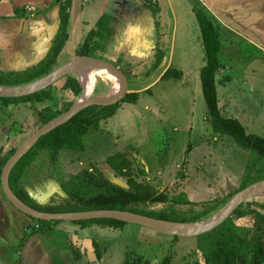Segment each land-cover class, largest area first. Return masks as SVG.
Instances as JSON below:
<instances>
[{
	"label": "rangeland",
	"instance_id": "1",
	"mask_svg": "<svg viewBox=\"0 0 264 264\" xmlns=\"http://www.w3.org/2000/svg\"><path fill=\"white\" fill-rule=\"evenodd\" d=\"M10 1L21 2L22 0ZM93 1L80 0L83 10L79 14L72 9L71 16H69L68 33L75 32L74 36L76 37L74 39L71 38L73 36L68 37L57 57L56 66L76 56L79 44L84 40L89 30L95 28L93 25L99 18L98 16L101 13L110 14L109 12L114 9L108 0H100L101 3L98 6ZM187 1L190 4L194 0ZM141 2L144 5L143 1ZM183 2L184 0L178 5L173 3V6H170L169 2L168 6H165L164 3L162 12L158 16L162 25L157 27L158 30L155 27L154 40L155 45H158L152 51L150 59L153 60L159 55L157 50L159 46L162 50L160 51L162 62L165 60L166 66L160 65L155 68L152 66V60L143 62L136 56L131 59L129 53L122 55V63L111 59L109 55L114 51L109 46L112 38L115 37V28L108 44L103 45L104 51L103 48L96 51L97 56L114 62L124 70L129 88L139 92V96L136 102L121 101L113 115L101 120L82 136L83 149L74 154L88 162V167H86L87 164H84L78 169L91 167L99 169L97 161L102 162V159L110 153L124 148H129V152L134 150L137 155L135 154V159L131 160L132 166L133 163L135 165V162L139 163L138 160L141 159L146 165L145 169L149 168L150 171L147 173L150 176L152 174L159 175L155 170L156 168L160 170L163 167L166 174L169 175L165 179L173 177V180L168 183V187L161 186L156 179H153V176L150 177V181H153L156 188L160 190L166 188L170 202L177 203L173 206L182 209L185 206L183 204L186 203L191 204V207H198L201 204L197 208L199 209L202 204L204 207H208V204L216 198H222L231 193L237 187L236 185L264 178V157H258L254 151L239 146L229 135L214 131L206 121V106L199 77V71L205 63L202 36L198 26L199 22ZM47 3L44 1L40 3L39 7L32 4L33 9L28 11L34 12L36 9L46 6ZM149 6L151 21L156 16L157 9L161 10V7L157 8L150 4ZM5 10L6 8H0V15L4 14ZM49 16L44 17L46 21H49ZM113 22L114 20L112 25H114ZM225 32L219 33L221 46L218 56L221 67L215 74L219 111L223 116L237 118L248 133L264 137V47L263 51H260V48H254L242 37ZM1 34L0 56L6 49L4 46L5 40H7ZM260 37H264V23L256 39L259 40ZM9 38L12 40L11 47L21 50V54H23L22 59H19L22 66L35 60V58H27L28 54H24L25 39ZM123 48L125 49V46ZM165 55L166 59H164ZM12 61L11 59L12 67L17 68L19 64ZM128 63L133 64L132 70L128 67ZM181 64H185L187 69L184 76L182 75L179 79L161 78L167 67L181 66ZM225 75L228 78H224ZM62 83L63 79L58 80L57 87ZM114 83L113 77L98 73L94 75V81L88 88L86 96L109 95L113 90ZM31 120L32 110L29 103L6 105L0 101V144L5 142L6 146L7 141L12 140L10 143L16 147L32 128ZM74 158L71 152H63L57 159L51 161L49 151L42 149L29 160L30 162L27 164L31 165H26L27 168L26 166L24 168H26L29 177L48 174L59 181L63 180L64 170L69 168V162ZM248 160L254 162V165L251 166L248 176L245 178ZM103 168L106 167L103 166ZM134 173H137V168L134 169ZM138 175V179L144 178V176ZM118 178L121 181L125 180ZM162 179L164 178L162 177L159 182ZM0 194L5 195L1 180ZM260 194L262 195L255 196L253 199L264 200L263 193ZM3 199L9 204L6 198ZM11 205L10 207H12ZM19 213L17 212V215ZM20 214L25 219L38 223L36 228H39L41 224L39 230L53 228V225L55 228L62 229L63 231L52 230L50 232L55 237L54 242L60 247L67 245L66 232H68L75 247L83 252L85 250L81 247H90L89 236L94 232L100 231L102 232L100 236L106 238L105 232L110 231L112 239L108 244H111V263L107 253L104 264H115L121 252L127 253L124 254L125 259L137 258L140 264H161L165 258H169L170 264H180L185 258L184 256L195 247V243H193L195 237L193 236L175 237L129 222L120 227L87 226L80 228L70 220H42L39 223L25 213L21 212ZM23 219L10 218L9 224L1 231L0 241L4 243L3 245L8 251L14 247L18 248L20 239L23 238L22 233L27 232L26 229L29 228V225L22 227ZM71 228H76L77 231H65ZM195 258L196 255L193 256V259Z\"/></svg>",
	"mask_w": 264,
	"mask_h": 264
},
{
	"label": "trees",
	"instance_id": "2",
	"mask_svg": "<svg viewBox=\"0 0 264 264\" xmlns=\"http://www.w3.org/2000/svg\"><path fill=\"white\" fill-rule=\"evenodd\" d=\"M70 1L52 0L46 9L58 5L56 7L58 24L56 23L57 28L46 54L36 63L24 69H0V85L14 86L27 83L44 76L56 67L57 57L68 39ZM24 10V7H16L12 16H23ZM194 12L199 22L205 54V63L199 71V77L206 106L207 121L214 131L229 135L239 146L254 151L258 157H264V137L248 133L239 120L234 117H225L219 111L215 74L221 67L218 56L221 44L217 23L213 22L208 12L201 8H194ZM113 20L114 17L108 13L100 15L95 28L90 29L79 44L76 55L103 58L97 56L96 51L99 48H103L104 51L103 45L108 44L112 38L114 34V28L111 25ZM157 50L159 55L153 60L151 59L152 66L155 68H158L163 60L160 48L158 47ZM119 61L122 62V58L116 60V62ZM128 67L132 70L133 64L128 63ZM119 69L124 73L123 69L120 67ZM181 75L182 72L179 69L169 66L161 78L179 79ZM224 78H228V76H224ZM61 79H63L61 86L57 87L55 82L38 92L20 97H0V101L6 105L29 103L32 110V128L28 132L30 134L48 120L66 111L80 96L82 87L75 75L68 74ZM138 96L139 92L134 91L110 105L87 106L63 124L42 135L11 169L9 174L11 190L29 206L43 211L122 209L169 221L195 222L211 216L235 192L252 183L250 181L246 184L243 182L237 185L231 193L225 197L216 198L208 204V207H204L202 204V207L197 209L201 204L198 207H191V204L186 203L180 209L173 206L177 205L176 202H170L166 188L160 190L147 178L138 179L134 177L135 168L132 166L130 157H128L129 154L117 151L108 155L105 161L116 177L125 179L124 185L115 183L103 171L91 167L71 174L60 183L65 194L64 201L67 203L65 206H41L28 196L21 186L24 167L29 165L27 163L39 153V150L47 149L51 161L57 159L59 154L63 152H71L72 154L80 152L83 149L81 140L83 135L94 128L99 121L113 115L121 101L136 102ZM14 150L15 147L11 144L3 154L0 153V172L3 164ZM248 161L245 178L248 176L251 166L254 165V162ZM71 204L73 205L71 206ZM35 220L39 223L42 221ZM76 222L80 224L97 222L105 227H120L126 223L113 218H93ZM193 237L196 241L195 247L184 256L181 264H262L264 262V200L259 201L252 198L244 201L218 226ZM194 255H196L195 259H193ZM124 264H140V262L137 258H132L125 260ZM161 264H169V258H165Z\"/></svg>",
	"mask_w": 264,
	"mask_h": 264
},
{
	"label": "crops",
	"instance_id": "3",
	"mask_svg": "<svg viewBox=\"0 0 264 264\" xmlns=\"http://www.w3.org/2000/svg\"><path fill=\"white\" fill-rule=\"evenodd\" d=\"M44 1L48 2L46 6L40 9H36L34 12L28 11L33 9L32 4L35 5V7H39L40 3H43ZM51 1L52 0H22L21 2H12L10 0H0V8H6L4 14L0 15V33H2L1 35L8 40H5L6 44L4 47H6V49L4 48L5 51L3 55L0 56L1 70L24 69L25 67L36 63L46 54L58 24V16L56 14V7L58 5H55L51 9L49 8L48 10H46ZM79 1L80 0L70 1V16L72 9L75 11V13L78 14L82 12L83 6H81ZM108 1L111 2L114 7V9L109 13L114 17V25H111L116 29L115 37L112 38L111 45L109 46L114 51V53H111L109 55L110 58L113 60L122 58L123 61L122 55L124 53H129L131 55V59L136 56L138 58H141L143 62L151 60L150 58L152 57L150 55L158 45H155L156 43L154 40L156 32L155 27L157 29V27H161L162 25L161 19L158 18V16H160V12H162L164 3L165 6H168L169 2L170 6H173V3L178 5L180 2H182V0ZM141 1H143L144 5ZM93 2L97 6L101 3L100 0H94ZM183 3H185V5L190 8V11L194 14L196 19L197 16L195 15L194 8H201L202 10L207 11L211 16L212 21L217 23L219 33L222 32L223 34V32L226 31L225 33L238 35L245 39L254 48H260V51H263L262 49L264 46H262V44H264V37H260L259 40H257L256 37L261 32V26L264 23V0H194L190 4L187 0H184ZM149 4L155 5L157 6V8L161 7V10L160 8L157 10L156 16H154L151 21L148 9L150 7ZM16 7L25 8L23 16H12L13 10ZM50 14L51 16H49ZM48 16L49 21H46L44 17ZM95 24L93 25L94 27ZM82 26L83 25L81 24V27ZM74 35H76L75 32L68 33V37L73 36L71 37L72 39L76 37ZM9 37L25 39L26 48L24 50V54H28L27 58L31 57L35 58V60H32L26 66H22V64H20L19 62V59H22L23 54H21V50L13 49L11 47L12 40ZM256 44L261 46H258ZM123 46H125V49L123 48ZM180 54L182 55L183 52ZM11 59L13 60L12 62H17L19 64H16L18 65L17 68L12 67L13 64L10 63ZM164 59H166V55L164 56ZM164 62L165 60L161 63V65L166 66ZM174 67L179 69L182 72L183 76L185 75V72L187 70L185 64H181V66L174 65ZM189 70L190 69L188 68V71ZM10 142H12V140L7 141L6 146L5 142H3V144H0L1 154H3L5 150L12 144ZM128 149L129 148H124L118 151L128 153L130 159L134 160V155H137V153L134 150H131L133 152L132 154V152L130 151V153ZM114 152H112V154ZM73 155L75 158L70 160V164L68 165L69 168L64 170L62 178L63 180L68 178L71 174L82 170L78 168L88 163L84 160H81L80 156L76 154ZM105 158L102 159V162L98 160L97 165L99 166V169L103 171V173H105V175L109 176L110 172H114L106 163ZM138 161V164L135 162L134 165L133 163V167L135 169L137 168V173H134V177L137 178L139 176L138 174H140L141 176H144V178H147L149 182L153 184V181H150V177L152 178L153 176V179H156V181H158L161 186L165 187H168V183L173 180V177L171 179H165V177L167 178V176L169 175L166 174L165 168L163 167H161L160 170L156 168L155 172L157 171L159 175L152 174V176H150L149 173H147L150 171L149 168L148 170L147 168L145 169L146 165L141 161V159H139ZM103 166H105L106 168H103ZM86 167H88V164ZM26 168H24L25 173L22 176L21 186L33 201H35L39 205L46 206H65L67 204L64 201L65 194L62 193L63 190L61 189V187L59 188L60 183L63 180L60 179L58 181L56 178L51 177L48 174H46L45 176L29 177L28 172H26ZM162 177L164 179L159 182ZM1 196H4L3 198H6L8 203L11 205L7 197L0 194V235L2 233L1 231H3V229L9 224L10 218H24L23 215L20 214V210L16 209L13 205H11L12 207H10L9 204L3 201L4 199ZM17 212H20L19 215H17ZM23 220L24 221L21 222L22 227L23 225H29V228L26 229L27 232L22 233L23 238L20 237L21 239L18 248L14 247V249L8 251V249L4 247V243L0 241V264H104V258L107 256V253L110 256L109 261L111 260V244H108L112 239L110 231L105 232L107 234L106 238L100 236L102 232H94L91 236H89L88 244L90 247H81L85 250L83 252L75 247L74 241L68 236V232H66L67 245H61L60 247L57 243H55V237L50 232L52 230L63 231L62 229L55 228V225H53V228L49 227L45 230H39L41 228V224L39 228H35L33 226L35 223L25 218ZM73 222H75L76 226L80 228H86L87 226H103L97 222H91L87 224H80L76 221ZM65 231H77V229L71 228L66 229ZM195 242L196 241L194 238L193 243ZM88 248L90 249L89 252ZM84 253H86V255H83ZM124 254L126 255L127 253L121 252L119 254V257L117 258V262L115 264L125 263V260L127 259H125Z\"/></svg>",
	"mask_w": 264,
	"mask_h": 264
},
{
	"label": "water",
	"instance_id": "4",
	"mask_svg": "<svg viewBox=\"0 0 264 264\" xmlns=\"http://www.w3.org/2000/svg\"><path fill=\"white\" fill-rule=\"evenodd\" d=\"M86 66H97L105 69L115 79L112 92L106 96H92L82 98V91L77 100H75L70 107L60 113L59 115L48 120L40 127L32 131L15 147L14 152L8 157L1 168L0 180L2 190L9 200V202L21 212L28 216L46 221L66 220V221H78L93 218H113L122 220L129 223H134L151 228L156 231H160L166 234L190 237L197 236L204 232H207L220 223H222L241 203L248 199H252L255 196H259V191L264 188V178L256 180L245 187L235 192L232 197L215 213L211 216L195 221V222H175L166 219L155 218L145 214L137 212L122 210V209H91L83 211H43L33 208L22 201L11 190L9 185V174L16 162L36 143V141L44 134L54 129L55 127L63 124L73 115H75L81 109L90 105H110L118 102L126 94L134 92L128 86V81L125 74L109 60L99 58L91 55H76L67 62L56 66L52 71L44 76L32 80L27 83L14 85V86H2L0 85V97H20L28 94L38 92L64 76L68 74H74L75 72ZM78 80V78L76 77ZM79 82V80H78ZM80 83V82H79ZM81 85V83H80ZM82 87V85H81ZM109 179L119 185H124V181H121L113 173H109ZM61 186H59L60 188ZM62 191V190H61ZM64 194V192L62 191ZM200 223L201 225L195 226ZM192 225V226H190ZM264 264V262L262 263Z\"/></svg>",
	"mask_w": 264,
	"mask_h": 264
},
{
	"label": "bare ground",
	"instance_id": "5",
	"mask_svg": "<svg viewBox=\"0 0 264 264\" xmlns=\"http://www.w3.org/2000/svg\"><path fill=\"white\" fill-rule=\"evenodd\" d=\"M102 73L105 75H108L110 78H112L111 74L107 72L105 69L95 66H86L83 67L75 72V76L78 78L79 82L82 85L83 89V95H81L82 98L88 97L86 96L87 90L90 87V85L94 81V75ZM260 193H263L264 195V188L260 190ZM259 195H262L260 194ZM201 225L200 223L196 224L195 226ZM192 226V225H190Z\"/></svg>",
	"mask_w": 264,
	"mask_h": 264
},
{
	"label": "built area",
	"instance_id": "6",
	"mask_svg": "<svg viewBox=\"0 0 264 264\" xmlns=\"http://www.w3.org/2000/svg\"><path fill=\"white\" fill-rule=\"evenodd\" d=\"M38 225H39L38 223H35V225H34V226H35V228H36Z\"/></svg>",
	"mask_w": 264,
	"mask_h": 264
},
{
	"label": "flooded vegetation",
	"instance_id": "7",
	"mask_svg": "<svg viewBox=\"0 0 264 264\" xmlns=\"http://www.w3.org/2000/svg\"><path fill=\"white\" fill-rule=\"evenodd\" d=\"M37 204V203H36ZM39 205V204H38ZM41 206H46V205H41Z\"/></svg>",
	"mask_w": 264,
	"mask_h": 264
}]
</instances>
